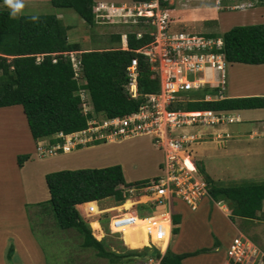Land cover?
<instances>
[{
    "label": "rangeland",
    "instance_id": "rangeland-1",
    "mask_svg": "<svg viewBox=\"0 0 264 264\" xmlns=\"http://www.w3.org/2000/svg\"><path fill=\"white\" fill-rule=\"evenodd\" d=\"M102 1L105 2L106 10L97 8L102 3L104 5ZM111 1L117 5L120 4V0H95L97 2L95 5L97 19L94 26L86 23L73 8L55 7L51 0H23L24 7L15 17L23 14H56L69 27V39L79 42L81 48L120 47L122 40L111 34H120L128 31L129 28L134 29L137 22L133 15L121 14L120 8L115 11L110 10L108 7ZM148 1L158 2L160 8L169 7L168 13L172 17L170 26L173 31L183 30L196 34L215 30L221 36L233 25L264 22V1L260 0H252L254 5L245 7L242 3L246 2L243 1L239 5L233 6L231 0H220L221 3H217L218 0H176L175 4L169 3V0H165L167 4L162 2L164 0ZM130 2L129 7L133 6L132 1ZM0 9L10 12L5 0L0 1ZM71 58L75 59V55L72 53ZM187 77L192 78L193 76L187 74ZM245 81L252 83L254 88L264 90V63H226L222 95H231L232 91L238 89ZM57 141L62 140L59 138ZM44 143L42 142V144ZM192 144L190 145L191 151L188 153L192 160H195L192 153L193 150L196 151ZM37 145L39 144H36L31 138L22 108L17 105L1 107L0 264H111L106 258L99 257L94 249L81 246L82 239L75 228L63 229L57 224L49 202L45 174L64 166L83 168L120 164L123 166L125 180L132 182L161 174L159 164L163 161L162 151L156 148L148 135L108 140L106 143L94 144L95 146L87 152L76 150L66 153L56 152L54 155L48 154V156L41 157L42 160L37 155ZM260 152L250 157L246 156L245 151L231 153L228 161L219 165L221 167L218 168V172H220L217 175L220 176L218 178L222 181L228 179V182L232 184L264 183V151L260 150ZM197 153L199 154L200 151ZM25 154H28V158L24 160L22 166H19L18 156ZM57 160H64V163L57 162ZM53 162L56 163L53 164ZM201 162L204 166L207 159L202 158ZM138 192L140 190L131 193L129 199L121 202L127 204L133 201V203L130 202L132 206L128 211L134 212L137 217L142 218L162 210H168L167 207H155L135 202L139 195ZM140 200L144 201L147 198L140 197ZM219 201V204H216L209 196L201 197L196 202L198 207L193 210L183 199L179 197L173 199L170 207L172 232L169 242L167 241L168 244L166 243V250L168 249L173 254L195 251L200 248L207 249L199 254L184 258L185 261L182 264H223L226 259V247L234 236L241 234L240 231H244L242 235L247 236L249 242L250 240L254 241L258 250L257 256L262 258L261 251L264 253V210L258 213L256 219H241L239 215L219 208L223 205L231 209L232 202L230 200ZM110 204L117 207L119 202L112 197L98 199L96 204L92 205L91 212L93 214L85 213V204L79 207L80 214L83 217L86 216L92 235L96 240H104L109 248L125 254L130 249L126 245L138 246L139 248H135L137 251L148 250L154 255L158 251L162 254L166 252L161 242H159V248L155 246L143 247L144 242L142 241L125 243L128 240L125 226L122 227L123 235L111 232L109 217L110 214L117 212L113 211L114 207L109 209L104 207ZM86 207H90V205ZM97 210L101 212H97ZM176 216L179 217V223L174 224ZM98 226H100L103 235L100 239L97 236ZM174 227H177L176 232H173ZM114 229L118 228L114 227ZM132 239L136 238L132 237ZM215 245L219 248L216 249ZM9 247L13 248L10 254H8ZM129 258L128 256L124 261ZM158 261L155 256L147 254L140 256L134 264H158Z\"/></svg>",
    "mask_w": 264,
    "mask_h": 264
},
{
    "label": "trees",
    "instance_id": "trees-1",
    "mask_svg": "<svg viewBox=\"0 0 264 264\" xmlns=\"http://www.w3.org/2000/svg\"><path fill=\"white\" fill-rule=\"evenodd\" d=\"M162 2L167 4L165 0ZM51 3L55 7H71L90 26L96 24L95 0H51ZM135 26L127 31L126 49L119 46L83 49L79 42L69 39V27L56 14L13 17L9 10L0 9V107L17 105L22 108L29 133L36 144L44 142L41 139L47 137L48 142L53 143L60 132L70 134L84 130L92 118L123 116L136 111L144 101L145 94L159 91V79L156 72L151 70L147 57L135 51L151 41L152 36L148 31L151 27L143 21ZM135 29L142 31L140 38L136 37ZM200 34L221 37L223 45L220 51L229 63H264V22L233 25L221 36L215 30ZM111 35L121 40V33ZM71 53L75 59L71 58ZM135 56L138 59L140 95L134 98L126 87V67ZM74 61L78 63L77 67ZM217 89L205 87L183 92L170 109L264 107V96L261 95L203 99L207 92L214 93ZM85 104L87 111L84 110ZM98 143L102 141L95 142ZM37 155L40 158L48 156L40 155L38 150ZM27 158L28 154L19 155L18 165L22 166ZM147 180L126 181L120 164L60 168L45 174L49 202L57 224L63 229L75 228L81 236V246L94 249L99 257L106 258L111 264H134L140 256L147 254L155 256L159 264H182L184 258L207 250L200 248L172 254L167 249L164 254L158 251L154 255L148 250L139 252L130 248L125 254L112 250L104 240H96L85 216L80 214V205L107 197L121 203L129 196L124 191L125 187H140ZM209 186L212 198L223 196L232 202V214L255 219L262 211L264 183ZM177 223L178 216L174 220V224ZM176 231L177 227H174L173 232ZM12 251L13 248L9 247L8 254ZM128 256L129 260L124 261ZM258 261L264 264V256Z\"/></svg>",
    "mask_w": 264,
    "mask_h": 264
},
{
    "label": "built area",
    "instance_id": "built-area-1",
    "mask_svg": "<svg viewBox=\"0 0 264 264\" xmlns=\"http://www.w3.org/2000/svg\"><path fill=\"white\" fill-rule=\"evenodd\" d=\"M217 3H220V0ZM132 5L129 7L124 2L121 6L115 7L114 4H110V10L120 8L121 14L133 15L137 24L143 21L152 26L148 30L152 36L151 41L135 51L147 57L151 70L158 76L159 91L145 94L144 101L134 112L123 116L92 118L84 130L70 134L58 133L57 137L62 138V143L52 145L40 143L37 150L40 155L55 154L60 148L69 151L78 145H87L96 140L114 141L148 135L156 148L163 153V161L159 164L161 174L148 178L140 187H125L124 191L130 196L131 193L140 190L138 200L135 202L168 208L152 215L138 217L141 220H148L146 228L148 244L145 246L159 248L158 241L162 240L166 233L163 214H168V242L170 239L172 232L170 207L173 199L179 197L194 209L197 200L206 192L207 184L195 174L196 168L188 153L190 145L200 138L198 134L187 131L186 128L232 122L234 118L222 110L170 109L171 104L181 98V93L201 89L207 83L214 84L218 89L214 94H206L204 99L222 98L226 66L225 56L220 51L223 45L222 38L171 30L170 14L167 9L160 8L158 2L133 1ZM142 17L149 19H141ZM122 36L124 37L122 48L126 49L127 34L123 33ZM141 36L142 31H137L136 37ZM137 65L138 59L135 56L126 67L128 76L126 87L130 96L134 98L140 95ZM74 66L77 67V64ZM187 74H192L193 77L188 78ZM84 110H88L86 104ZM187 158L192 162V168L186 165ZM140 197H146L147 200L142 201ZM131 213L137 217L134 212ZM124 215L110 214L111 232L123 235L122 227L133 222V215L129 217ZM153 236L156 240H153ZM257 253L255 245L245 236H235L226 249L225 264H259Z\"/></svg>",
    "mask_w": 264,
    "mask_h": 264
},
{
    "label": "crops",
    "instance_id": "crops-1",
    "mask_svg": "<svg viewBox=\"0 0 264 264\" xmlns=\"http://www.w3.org/2000/svg\"><path fill=\"white\" fill-rule=\"evenodd\" d=\"M130 1L131 0H120V4H122L124 2L129 4V3H131ZM243 1L246 3H242ZM102 2H104V1H102ZM175 2H176V0H169V3L175 4ZM132 3H133V1H132ZM220 3H221V1H220ZM231 3L233 4V6H237V5L242 3V5L244 4V7H245L246 5H252L253 1L252 0H231ZM111 4H114V3L111 1ZM120 4H118V5L114 4V5L120 6ZM104 5H105V2H104ZM122 33H125V32H122ZM122 33H121V35H122ZM123 45H124V41L122 40L120 47H122ZM226 63H229V62L226 61ZM246 81H245V83L241 84V86H239L238 89H236V90L234 89L232 91L231 95H229V96L224 95V96H222V98H224V97H235V96L236 97L254 96V95L264 96V90L254 88V87H252V83H247ZM205 87H208L210 89L216 88L214 84L209 85L207 83L204 86H202L201 89L205 88ZM209 93H211V92H209ZM209 93H206V94H209ZM222 98H219V99H222ZM224 111L226 113L231 114V116L234 117V120L232 122H226L225 121L221 124H216V125H208V126L196 125V126L186 128L187 131L198 134V136L200 138L199 140H197L196 142H193V144H192L193 148L196 151V152H194V150H193L192 155H193V157H195V160H192V161L194 162V165L196 168L195 174L200 179L205 181L207 184L206 192L202 196V198L204 196H209L212 200L215 201L216 204H219V202H220L219 200H223V199H227V198H225L223 196L222 197L220 196L217 199L212 198L210 196V193H209V187H211V186H209V184H211V185H225V186H237V185L245 184V183L232 184L231 182H228V179L222 181L220 178H218L220 176H217L220 174V172H218V168L221 166H219V165L224 164V161H228L229 155H231V153L236 154L238 151L239 152L245 151L246 156L250 157L251 155H254L256 153H261L260 150L262 152L264 151V150H262L264 148V145H263L264 144V138H263V136H264V107L246 108V109H229V110H224ZM55 138H57V136H55ZM45 141L48 142L49 138L48 139L46 138ZM103 143H105V142H103ZM94 146L95 145L93 144V145H89V147H87V146H84L81 148L78 147L74 150L79 151V152H83V151L87 152L88 150H90V148H92ZM190 151H191V148H190ZM197 151H200V153L198 154ZM201 156H202V158L207 159V162L206 163L204 162V166L201 162V160H202ZM190 158H191V156H190ZM39 159L42 160L43 158L39 157ZM60 161L62 163H64L63 162L64 160H57V162H60ZM54 163H56V162H53V164ZM77 167L79 168V166H77ZM60 168L61 167H58L56 169H60ZM63 168H69V167L64 166ZM263 202H264V200H263ZM263 202H262V210H264ZM131 203H133V201H131ZM131 203H129V205L126 209L118 208V210H117L118 213H114V214H125L124 215L125 217H127V216L129 217V216L133 215V213L128 211V209L132 206ZM222 206H220L219 208L222 209L223 211L225 210L227 212L228 210L229 211L232 210V208L229 209L226 206H223V207ZM197 207L198 206H196L193 210H195ZM113 211H115V209H113ZM163 215H168V214H163ZM240 217H241V219L246 218V217H242V216H240ZM133 218H138V217L133 215ZM246 219H251V218H246ZM129 225H125V228H126L125 231L129 227ZM243 232L244 231H240V233H241L240 235H242ZM99 233H102L100 226H98V228H97V234H99ZM251 242L254 243V241H251ZM125 243H133V242L127 241ZM145 245H146V243L143 244V247ZM126 246L128 248H131V249L139 248L138 246H132V245H126ZM228 246L226 248H228ZM215 248L218 249L219 247L216 245ZM189 252H191V251H189ZM261 252L263 253V251H261ZM184 261H185V259L182 260V262H184ZM225 261H226V259L224 260V262ZM223 264H225V263H223Z\"/></svg>",
    "mask_w": 264,
    "mask_h": 264
},
{
    "label": "bare ground",
    "instance_id": "bare-ground-1",
    "mask_svg": "<svg viewBox=\"0 0 264 264\" xmlns=\"http://www.w3.org/2000/svg\"><path fill=\"white\" fill-rule=\"evenodd\" d=\"M66 152H69V151H66ZM185 162H186V165L188 166V168H192L193 165H192V162L189 160V158H187ZM99 200H101V199H99ZM129 203H127V204L119 203V205H117V207H116V205H112V204L106 205L104 207L108 208V209L110 207H114L115 211L117 212L118 208L126 209L129 205ZM84 204H85V208H84L85 213L86 214H93V212H91L92 211V205L96 204V200L86 202V203H83L81 205H84ZM88 205H90V207H86ZM97 208H99V207H97ZM97 212H101V211L97 210ZM164 218H165L164 220H165V224H166V233H165V236L162 238V240H160L158 242H161L163 248L164 247L166 248V246H167L166 243L168 241V236H169L168 215H164ZM147 225H148V220H141L139 218H134L133 222L129 225V227L125 231V234L128 236L127 241L133 242V243H137L139 241H142V242L146 243V245H147L148 244V237H147V233H146ZM97 236H98V239L103 237L102 233L97 234ZM132 237H135L136 239L134 240V239H132ZM153 240H156L154 236H153Z\"/></svg>",
    "mask_w": 264,
    "mask_h": 264
},
{
    "label": "clouds",
    "instance_id": "clouds-1",
    "mask_svg": "<svg viewBox=\"0 0 264 264\" xmlns=\"http://www.w3.org/2000/svg\"><path fill=\"white\" fill-rule=\"evenodd\" d=\"M97 2H99V1H97ZM96 2V3H97ZM5 3L9 6V8H10V15L11 16H13V17H15L19 12H20V10L24 7V4H23V0H5ZM111 4V3H110ZM99 5V4H98ZM122 4H120V6H121ZM97 8L98 9H102L103 8V10H106L105 9V5H103V3H102V5H100V6H97ZM108 8H110V5H109V7ZM96 9V8H95ZM97 10V9H96ZM126 34H127V32H125ZM123 34V33H122ZM121 40H123V38H122V35H121ZM127 43H128V41H127ZM122 48V47H121ZM122 49H124V48H122ZM78 64L76 61H74V64ZM216 92V91H215ZM206 95V94H205ZM205 95H204V97H205ZM204 97H203V99H204ZM225 98V97H224ZM219 100V98H215V99H212V100ZM205 100V99H204ZM186 110V109H185ZM197 110H199V109H197ZM214 110V109H213ZM222 111H224V110H222ZM228 115L229 116H231V114H229L228 113ZM231 117H233V116H231ZM234 118V117H233ZM56 136H57V134H56ZM48 138V137H47ZM60 137H57L56 139H59ZM41 140H43L45 143H47V144H55V143H57L58 141L56 140L55 142H53V143H49V142H47V141H45L46 140V138L44 139H41ZM96 141H99V140H96ZM96 141H94V142H92V143H89V144H87V145H82V147H84V146H89V145H93V144H95V142ZM100 141H102V143L103 142H105L106 143V141L105 140H100ZM44 143V144H45ZM59 143H62V141H60ZM99 144V143H98ZM37 147V146H36ZM76 148H78V146L77 147H75V148H73V149H70L69 151H72V150H74V149H76ZM81 148V147H80ZM57 152H63V153H66V151H63L61 148H60V150H58ZM56 154V153H55ZM54 155V154H53ZM127 199H129V197L127 198ZM126 199V200H127ZM94 201V200H93ZM90 202V201H89ZM84 203H86V202H84ZM83 204V203H82ZM86 217V216H85ZM251 242V241H250ZM231 243V242H230ZM252 244H254L253 242H251ZM255 245V244H254ZM264 254V253H263ZM226 260H227V257H226ZM226 262V261H225ZM224 262V263H225Z\"/></svg>",
    "mask_w": 264,
    "mask_h": 264
}]
</instances>
